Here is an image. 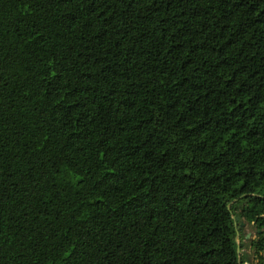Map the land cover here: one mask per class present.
<instances>
[{"label": "trees", "instance_id": "obj_1", "mask_svg": "<svg viewBox=\"0 0 264 264\" xmlns=\"http://www.w3.org/2000/svg\"><path fill=\"white\" fill-rule=\"evenodd\" d=\"M0 264H264V0H0Z\"/></svg>", "mask_w": 264, "mask_h": 264}, {"label": "rangeland", "instance_id": "obj_2", "mask_svg": "<svg viewBox=\"0 0 264 264\" xmlns=\"http://www.w3.org/2000/svg\"><path fill=\"white\" fill-rule=\"evenodd\" d=\"M243 237L249 235L248 238H242V234L238 238V243H242L244 245V250L241 252V255L244 253L249 260H253L252 251L249 248V242L255 238V231L248 226L247 224L243 225Z\"/></svg>", "mask_w": 264, "mask_h": 264}, {"label": "water", "instance_id": "obj_3", "mask_svg": "<svg viewBox=\"0 0 264 264\" xmlns=\"http://www.w3.org/2000/svg\"><path fill=\"white\" fill-rule=\"evenodd\" d=\"M242 226H243V224H242ZM239 234H237V237H236V242L238 243V238H239ZM249 237V235H247L246 236V238H248ZM237 252H238V257H239V260H240V257H241V250H240V245H238V247H237Z\"/></svg>", "mask_w": 264, "mask_h": 264}]
</instances>
